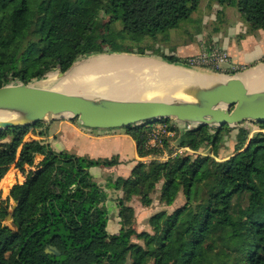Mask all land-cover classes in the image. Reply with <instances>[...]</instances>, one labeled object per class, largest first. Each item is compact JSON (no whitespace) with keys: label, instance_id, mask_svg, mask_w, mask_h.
I'll return each mask as SVG.
<instances>
[{"label":"trees","instance_id":"1","mask_svg":"<svg viewBox=\"0 0 264 264\" xmlns=\"http://www.w3.org/2000/svg\"><path fill=\"white\" fill-rule=\"evenodd\" d=\"M205 1L234 6L251 30L264 29V0H0V87L67 71L95 52L146 54L147 42L164 43ZM162 55L186 65L187 57ZM155 123L125 127L139 156L151 158L106 186L90 168L117 165L118 154L57 152L28 135L44 122L0 130V180L13 166L25 176L7 197L0 193V264H264V131L249 136L241 127L234 153L218 159L224 127L169 124L175 135L153 147ZM173 140L189 151L159 158ZM207 146L215 156L198 153ZM14 180L10 172L0 185L8 189ZM106 187L122 191L117 233L107 228ZM135 198L144 206L157 198L173 208L154 212L151 230H138ZM49 245L60 254L48 252Z\"/></svg>","mask_w":264,"mask_h":264},{"label":"water","instance_id":"2","mask_svg":"<svg viewBox=\"0 0 264 264\" xmlns=\"http://www.w3.org/2000/svg\"><path fill=\"white\" fill-rule=\"evenodd\" d=\"M167 62L204 74L187 64ZM57 69L54 81H58L57 77L64 78L69 71ZM45 77L27 83L18 80L0 87V130L64 117L77 118L82 125L97 129L125 128L142 121L152 123L169 118L211 127L241 126L245 121L264 123V86L250 88L236 76L208 79L205 84L171 79L166 90L168 96L156 92L151 98L69 92L51 86L50 75ZM46 250L60 254L50 245Z\"/></svg>","mask_w":264,"mask_h":264},{"label":"rangeland","instance_id":"3","mask_svg":"<svg viewBox=\"0 0 264 264\" xmlns=\"http://www.w3.org/2000/svg\"><path fill=\"white\" fill-rule=\"evenodd\" d=\"M209 3V5H208ZM206 5H201L200 9L193 14V21H186L181 24L179 28L172 29L170 31V38L164 41V43L159 39L158 41H149L146 43L147 47V53L146 54H139L132 51L128 52H95L88 56L81 57L78 60H76L72 67L69 69L67 73L71 71L73 66H76L78 62H84L87 59L97 56V55H111V54H127V55H135V56H142V57H157L164 59L162 56V53L165 54H173L176 56H180L181 46L188 47L190 45H196L200 46V44L203 43H215L216 46L227 48L228 50H233L236 47L245 49L247 47L248 55L250 56L251 60L250 63L244 64L237 62L239 64V68L236 71H207L205 69L196 68L195 70L204 72V73H210V74H216L220 73L224 78L226 76L233 77V76H239L246 71L262 66L264 65V30H251L249 28V24L245 17L240 13V11L234 7V6H227L223 7L218 2H208ZM107 19H104L103 25L100 28V33H107ZM107 38L110 40L111 36H107ZM145 43V42H144ZM143 43V44H144ZM142 44V45H143ZM213 47V46H212ZM256 47L254 50L252 48ZM131 49H135V45L130 46ZM211 47H208L210 49ZM206 49V48H205ZM194 55V54H193ZM191 56V55H190ZM260 56V57H259ZM182 57V56H181ZM189 56H187L188 58ZM259 57V58H258ZM165 60V59H164ZM246 61V60H244ZM170 66V65H169ZM180 66V65H177ZM194 69V68H192ZM197 72V71H196ZM58 73V69H54L47 73V78L50 74ZM136 77L139 79L140 82L144 83L143 85H147V82L154 83V82H163L164 78L162 75H158L154 72L143 70L141 71ZM58 81L62 78L57 77ZM56 82V81H54ZM166 82V81H165ZM51 86L56 87L53 83H50ZM174 119L170 118V123H172ZM159 123V122H156ZM245 127L249 130L248 135L252 136L257 131H264L260 123L252 122V121H245L242 123L241 126H233L229 127L228 125H225L223 130L225 131V140L221 143L219 150H218V159H224L232 155L235 151L236 145L239 141L238 135L240 134V128ZM118 131H126L125 128H118ZM30 134V133H29ZM28 134V135H29ZM68 146L67 142L64 138L60 139H52V143L50 147L57 151H68L70 153H73L72 151H69L65 147ZM121 147L123 145H120ZM125 150L121 153V156L131 157V148L128 145H125ZM176 149L178 148L177 142L175 140L169 141V147H167L166 151L169 153V149ZM184 150H188V148H184L181 153ZM189 151V150H188ZM115 153H118V151H115V147L113 144H108L106 147L103 148L101 151V155L99 156H105V157H111ZM198 153L202 154H210L212 156H215V153L211 146L203 147L198 151ZM150 159V158H149ZM148 159V160H149ZM119 163L121 164V158L119 155ZM38 161V158H37ZM117 164V165H118ZM126 163L123 165L117 166L116 170H114V173L110 174V176L113 175H126ZM68 169L70 166L67 167ZM115 178V177H112ZM15 182V181H14ZM6 189V188H5ZM119 190V189H115ZM3 191V190H2ZM8 193V189L3 191ZM2 192V193H3ZM113 195L115 192H112ZM4 195V193H3ZM137 201V200H136ZM184 201V196L180 197V200L174 205H179ZM143 207V205H140ZM8 223H11L10 219H7Z\"/></svg>","mask_w":264,"mask_h":264},{"label":"crops","instance_id":"4","mask_svg":"<svg viewBox=\"0 0 264 264\" xmlns=\"http://www.w3.org/2000/svg\"><path fill=\"white\" fill-rule=\"evenodd\" d=\"M209 1H205L203 4H207ZM202 4V5H203ZM209 5V3H208ZM264 30V29H261ZM217 44L215 43H203L200 44V46H194L190 45L188 47L181 46L180 51L181 54L180 56L182 57H187L193 54H197L201 52L203 49L215 46ZM256 47L252 48L253 50ZM227 49V48H226ZM228 50V49H227ZM229 53L231 54V57L233 61L235 62H240V63H250L251 59L250 56L248 55V50L247 47L245 49L236 47L233 50H228ZM264 53V52H262ZM260 57V56H259ZM258 57V58H259ZM156 58L159 60H162V62L171 65L167 61L161 58L157 57H152ZM246 60V61H244ZM179 65V64H176ZM116 129H97V128H90L82 125L77 118H70V117H64V118H56L52 120L51 122H44L42 126H40L37 129V133H30L29 136L35 137L37 139L42 140L45 144L51 145L52 139H60L64 138L65 136V141L67 142L68 146L65 148L68 149L69 151H72L75 154L78 155H86L90 156L93 158H98V157H105V156H99L101 155V151L103 150L104 147H106L108 144H113L115 147V151H118V154L120 155L121 158V164L114 165L111 167H105V166H94L90 168V172L95 180H97L99 183H101L103 186H106V183L109 181L111 177H117V176H123V175H113L110 176V174L114 173V170H116L117 166L123 165L126 163V175L128 176L133 168V166L139 161L143 160L144 158L147 157H141L139 156L137 152V144L136 141L133 139V137L128 134L126 131H118ZM120 145H123L122 147ZM125 145H128L131 148V157H126L125 159L124 156H121V153L125 150ZM42 155H38V161L42 159ZM10 172H14V181H24L25 176L23 173L16 167H12L5 177L0 180V184L3 181L6 180L8 174ZM13 182L9 187H8V193L10 191L11 186L15 183ZM5 191V187L0 185V193ZM105 190L108 193V199L106 201V205L108 208V216H109V221H108V231L110 233H117L120 230L121 223H120V214H119V202L118 198L122 195V191L115 190V188H110L106 187ZM112 192H115L114 195ZM4 193V195H3ZM2 195L4 197H7L6 193L3 192ZM137 200V201H136ZM136 212V226L138 230H151V225L148 222L150 216L163 208H169L170 210L173 208V206H164L162 205L159 200L156 198L151 206H144L137 198L133 199L131 203ZM140 205H143L141 207Z\"/></svg>","mask_w":264,"mask_h":264},{"label":"bare ground","instance_id":"5","mask_svg":"<svg viewBox=\"0 0 264 264\" xmlns=\"http://www.w3.org/2000/svg\"><path fill=\"white\" fill-rule=\"evenodd\" d=\"M75 65L61 80L54 82L55 74L52 73L48 81L63 90L87 95L100 92L121 98H151L156 92L162 97L168 96L166 90L171 79L200 81L203 84L208 79H225L220 74H201L177 65L169 66L156 58L127 54L97 55ZM143 70L162 75L164 81L143 85L136 77ZM236 77L250 88L263 87L264 65Z\"/></svg>","mask_w":264,"mask_h":264},{"label":"built area","instance_id":"6","mask_svg":"<svg viewBox=\"0 0 264 264\" xmlns=\"http://www.w3.org/2000/svg\"><path fill=\"white\" fill-rule=\"evenodd\" d=\"M187 65L193 68H201L207 71H236L239 68V64L233 61L231 54L226 48L213 46L207 50L203 49L201 52L191 55L187 58ZM18 80H13L15 82ZM174 126L178 127H190L191 124L183 123L177 120H173L170 123ZM169 123L159 122L155 123L152 126L150 137L148 141L149 146L153 147H164V137H171L175 135V130H171L168 127ZM184 148L187 147H178L174 149L173 153L165 152L163 155H159V158L167 159L170 155H175L177 152L182 151ZM151 157L144 158L143 160L146 161Z\"/></svg>","mask_w":264,"mask_h":264}]
</instances>
